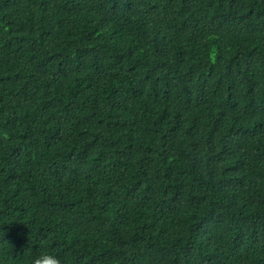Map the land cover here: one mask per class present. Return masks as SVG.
Here are the masks:
<instances>
[{
    "label": "trees",
    "instance_id": "1",
    "mask_svg": "<svg viewBox=\"0 0 264 264\" xmlns=\"http://www.w3.org/2000/svg\"><path fill=\"white\" fill-rule=\"evenodd\" d=\"M264 264V0H0V264Z\"/></svg>",
    "mask_w": 264,
    "mask_h": 264
},
{
    "label": "clouds",
    "instance_id": "2",
    "mask_svg": "<svg viewBox=\"0 0 264 264\" xmlns=\"http://www.w3.org/2000/svg\"><path fill=\"white\" fill-rule=\"evenodd\" d=\"M32 264H62V261L54 253L42 252L32 260Z\"/></svg>",
    "mask_w": 264,
    "mask_h": 264
}]
</instances>
